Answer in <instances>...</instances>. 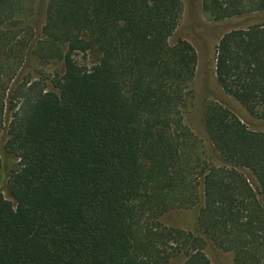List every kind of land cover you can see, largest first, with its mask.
I'll list each match as a JSON object with an SVG mask.
<instances>
[{
  "label": "trees",
  "instance_id": "obj_1",
  "mask_svg": "<svg viewBox=\"0 0 264 264\" xmlns=\"http://www.w3.org/2000/svg\"><path fill=\"white\" fill-rule=\"evenodd\" d=\"M216 20L264 0H202ZM181 0H0V139L16 163L0 190V264H212L205 240L161 216L197 206L199 229L264 264V130L211 102L215 159L184 123L198 56L171 42ZM100 52L88 68L76 55ZM61 64L44 75L37 64ZM215 73L264 118V21L225 33ZM0 155V163H1Z\"/></svg>",
  "mask_w": 264,
  "mask_h": 264
},
{
  "label": "rangeland",
  "instance_id": "obj_2",
  "mask_svg": "<svg viewBox=\"0 0 264 264\" xmlns=\"http://www.w3.org/2000/svg\"><path fill=\"white\" fill-rule=\"evenodd\" d=\"M33 8L32 18L34 23L43 24L45 21V9L48 0H26ZM184 7L180 23L171 36V42L175 43L182 38L188 40L196 49L198 62L196 74L191 82L192 97L184 110V123L192 132L198 147H203L206 156L215 159V153L204 126V112L211 102H219L236 113L243 122L252 130H264V118L251 114L239 101L225 93L220 86L215 73V54L217 45L222 36L235 29L245 28L255 23L264 21V10L245 15L227 17L216 20L202 8V0H181ZM101 54L97 50H91L87 54L79 53L77 60L83 66L93 67L100 60ZM37 64V63H36ZM38 65V64H37ZM61 64L38 65L37 68L44 75H52ZM5 139H0V190L9 198L7 192L8 170L16 160L9 157L3 146ZM198 208L180 207L164 213L160 220L168 226L178 227L192 232L205 240L204 251L212 264H236L234 255L217 247L213 241L199 229ZM182 257L174 258L169 264H181Z\"/></svg>",
  "mask_w": 264,
  "mask_h": 264
}]
</instances>
